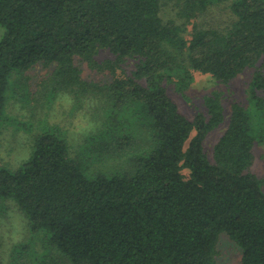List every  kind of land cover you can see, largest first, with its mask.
Segmentation results:
<instances>
[{"label": "trees", "instance_id": "1", "mask_svg": "<svg viewBox=\"0 0 264 264\" xmlns=\"http://www.w3.org/2000/svg\"><path fill=\"white\" fill-rule=\"evenodd\" d=\"M0 26V138L14 125V75L38 64L54 70L34 111H50L62 93L97 124L73 156L66 130L43 118L29 159L16 171L0 166V203L15 204L32 239L47 238L70 264H217L226 234L241 264H264V180L251 172L264 144V73L253 75L248 105H232L213 162L204 142L226 118L222 93L206 96L207 115L193 121L168 93L187 96L195 73L229 84L255 67L264 0H0ZM103 50L114 59L101 61ZM76 59L111 81L86 80ZM84 158L118 162L96 171ZM37 260L23 242L9 264Z\"/></svg>", "mask_w": 264, "mask_h": 264}, {"label": "rangeland", "instance_id": "2", "mask_svg": "<svg viewBox=\"0 0 264 264\" xmlns=\"http://www.w3.org/2000/svg\"><path fill=\"white\" fill-rule=\"evenodd\" d=\"M218 11L206 15L205 20L208 21L218 17ZM2 32L3 28L0 26V35ZM99 59L105 61L114 58L108 51L103 50ZM136 62V60L126 62L123 70L131 74L135 70ZM76 65L82 69V75L88 81L104 83L112 79L108 72L93 71L79 59H76ZM53 70V66L48 67L44 64H38L23 75H14V92L8 95L6 110V122H9V119L14 120V125H11L13 128H7L0 138V166L16 171L29 159L32 152L31 145L34 143L33 137L35 138L37 134L45 130L46 126L42 122L43 118H46L51 124H58L66 130L73 156L85 153L86 149L91 146L87 140L94 132L97 124L89 113L88 105L83 110L73 111L71 99L66 94L61 93L50 111L38 113L33 109L40 84L51 75ZM257 70L264 73V56L255 67L247 68L229 84H222L211 75L195 73L194 82L188 90L187 96H183L175 88L168 85L169 95L178 104L180 111L191 121L199 112L207 115L204 106L206 96L216 91L222 93L226 118L223 124L212 131L204 142L205 151L212 162L214 147L229 124L232 105L234 103L248 105L249 85ZM118 73L120 74L121 70ZM260 95L264 97V93ZM15 120L17 125H15ZM84 159L86 160L84 161L85 165L96 171L114 170L115 164L118 162L113 160V165H97L96 163L88 164V158ZM251 172L264 180V144L257 143L254 148V162ZM23 242L30 245L31 259L33 261L35 259L39 260L35 264H70L63 261L55 250H50L46 244L47 238L44 241H42V236H38L36 239L31 238L27 222L15 204L11 201L0 203V264H9L11 250L15 245ZM217 252V264H241L242 250L226 234L220 236Z\"/></svg>", "mask_w": 264, "mask_h": 264}]
</instances>
